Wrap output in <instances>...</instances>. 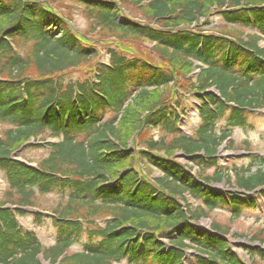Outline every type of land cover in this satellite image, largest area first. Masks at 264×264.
I'll list each match as a JSON object with an SVG mask.
<instances>
[{"label": "trees", "instance_id": "1", "mask_svg": "<svg viewBox=\"0 0 264 264\" xmlns=\"http://www.w3.org/2000/svg\"><path fill=\"white\" fill-rule=\"evenodd\" d=\"M68 1L89 35L76 32L54 0H0V264H42L40 257L50 264H186L189 250L192 264L264 263L263 234L251 236L259 246L241 247L244 260L228 230L212 221L208 230L199 227L215 210L237 219L264 196V156L249 154L240 159L245 164L225 169L217 163L224 143L237 149L234 130L264 118L256 112L264 113V0L130 1L146 6L144 22L124 15L127 0ZM213 8L243 35L198 28ZM20 42L27 51L19 52ZM144 43L157 59L139 54ZM168 52L188 66L198 63L194 84L166 63ZM80 68L83 76L66 81ZM171 85L178 87L173 96L163 91ZM182 89L200 103V124L190 136L179 130ZM135 106L143 113L137 118ZM148 127L158 132L149 145L164 152L141 153L161 173L155 180L123 167L135 154L116 136L127 140ZM31 147L48 149L35 166L21 156ZM241 149L251 152L247 144ZM176 153L188 161H177ZM54 192L66 204L44 215L35 199ZM26 216L51 222L50 246L19 224ZM76 243L81 249L71 251Z\"/></svg>", "mask_w": 264, "mask_h": 264}, {"label": "rangeland", "instance_id": "2", "mask_svg": "<svg viewBox=\"0 0 264 264\" xmlns=\"http://www.w3.org/2000/svg\"><path fill=\"white\" fill-rule=\"evenodd\" d=\"M130 1H125V6H122V11L125 16H128L129 18L135 20V21H143L144 18L147 15V8L145 5L142 7H134ZM212 0H200L204 5H207ZM57 9L59 12H61L64 16L66 14L72 16L71 19V26L72 28L78 32V33H84L85 35L90 34V30L86 26L85 21L79 14V9L76 5H73L69 3L68 0H54ZM214 8L210 10L211 16H208L207 18L200 19L198 21V28L201 30H204L208 33H214V34H226L228 36L232 37H239L243 35V31L236 27L227 26L224 22L221 21L219 17H215L212 15L214 12ZM208 22V23H207ZM192 27V25H191ZM246 36V35H245ZM260 48L264 47V43H259ZM153 45L144 43L142 45V48L139 51V54L146 56V57H153L154 59H157L156 56L152 53L151 48ZM29 48V44L20 42L18 44V50L19 52H25ZM101 59H103L101 57ZM166 63L172 67L173 69L183 73V76H186V78H192V83H195V79L199 74V69H197L198 64L192 63L193 66H188L185 63V60L181 59L180 57L172 54L171 52L166 53L165 55ZM104 60V59H103ZM89 67V66H88ZM83 73H85L84 68H80L78 70L71 71L66 74L65 79L67 80H74L75 78H78L79 76H83ZM181 81L180 79H177V83L179 84ZM178 88L175 85H171L170 87L166 88L164 93L173 96L175 92V89ZM210 92L213 94H217L214 87H211ZM161 93L159 91H154L152 93V96L158 98ZM179 99L181 100L183 106H184V116L183 120L180 124L181 132L184 134H190L198 125V118L196 113V106L197 100H194L193 97L189 96L185 90H181L179 95ZM139 107H141L143 110L145 109L143 100L137 101ZM132 108V106L130 107ZM136 109V111H135ZM135 109L131 111L134 118L140 117L143 113L140 112L141 109L137 108L135 106ZM252 123V128H249L247 130H235L232 133V140H233V146L237 149L236 151H225L224 149H220L219 151V157L218 162L220 167H224L228 164L239 166L241 164H245V162H240L239 159L235 158L236 155L241 154L243 149H241L242 146L247 144L250 147V151L252 152H258L260 154L264 153V118L260 117H254V119H251L250 121ZM1 129V128H0ZM129 127L126 130L128 131ZM156 130V129H155ZM154 129H150L148 127V132L143 133L141 136L133 134L130 138H119L118 135L117 138L119 140V146L130 148L132 152L135 154V158L125 162L123 164V167L133 166V168L137 169L139 172L145 174L149 179L155 180L158 178H161V173L153 170L151 167L146 165L143 161L144 153L147 152H154L159 153L161 152L158 148H155L156 146L149 145L150 139L152 141L158 140V134ZM112 140L117 141L116 138H112ZM52 141V140H51ZM27 143H34L31 140H29ZM156 143V142H155ZM48 153V150L45 148H28L22 151L21 156L23 161L30 162L31 166L35 165L38 161L43 159ZM143 155H142V154ZM161 153H164L163 151ZM174 158H176L177 161L185 163L186 161L181 157V154H173ZM212 170H209L210 173ZM195 172V169L193 170ZM223 186V185H222ZM219 186V187H222ZM4 180L3 175L0 173V196L4 191ZM35 204L40 208V212L44 213L45 215L51 214L49 210L55 209L59 207L60 205H65V200L59 199V194L54 192L50 193L48 195H41L38 196L35 199ZM257 205L259 209L256 210H250L243 213L242 217H239L237 219L232 218L227 212L222 210H215L211 212L209 215L208 220H202L200 222V225L208 228L210 226V221L217 223L219 226H221L224 230H228L227 238L231 242V247L234 252H236L240 257L244 258V255L242 251L239 249L240 244L246 245L250 243V239L252 234H263L264 236V199H258ZM33 210H27L29 212L34 211ZM21 224L27 228L28 230H32L35 232L37 238L42 243L43 246H50L54 241V234L55 229L51 225V222L46 219L44 222L36 224L33 222V219L30 216H26L21 220ZM36 224V225H35ZM86 236L82 238V241H84ZM256 245V244H252ZM81 249V244L76 243L71 248V251H79ZM42 264H50V261L43 260L40 257ZM255 264H264L258 259H254Z\"/></svg>", "mask_w": 264, "mask_h": 264}]
</instances>
